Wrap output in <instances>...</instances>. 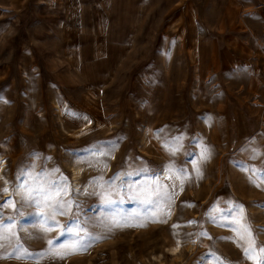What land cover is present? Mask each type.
Returning a JSON list of instances; mask_svg holds the SVG:
<instances>
[{
	"label": "rangeland",
	"instance_id": "obj_1",
	"mask_svg": "<svg viewBox=\"0 0 264 264\" xmlns=\"http://www.w3.org/2000/svg\"><path fill=\"white\" fill-rule=\"evenodd\" d=\"M16 1L0 14V264H256L264 0L223 27L229 0H130L124 21L126 0ZM40 186L86 251L48 245L66 238L26 201Z\"/></svg>",
	"mask_w": 264,
	"mask_h": 264
},
{
	"label": "snow or ice",
	"instance_id": "obj_2",
	"mask_svg": "<svg viewBox=\"0 0 264 264\" xmlns=\"http://www.w3.org/2000/svg\"><path fill=\"white\" fill-rule=\"evenodd\" d=\"M4 191H7L5 189ZM56 195H59L57 193ZM26 201L29 203L40 205L41 203L45 204V206L51 207L53 210L52 217H44V223L49 224L50 227L43 228V231L47 233L52 228H61V235L66 238L63 244H55L54 241L48 240L47 243L50 247L56 249H63V248H71L73 253L86 251L87 248L90 246L89 239L86 236H81V232H83V228L80 227V223L76 222L70 225H59L58 222L54 221L55 215H66V211H62L65 205L62 204L60 201L56 200L54 203H49L53 201V196L51 192L46 190L43 186H40L37 189L28 190L27 197H25ZM152 203V201H148ZM5 206H13L11 202H8L6 205H0V207ZM68 207H71V202H68ZM7 222L5 217L0 214V247L4 246L5 241H10L11 238L14 237V222L12 217H7ZM142 226V225H141ZM243 228V232L238 231V235L240 239H244V234H247L251 237V227L250 225H241ZM17 249L19 251H24L17 245ZM259 255H254V252L250 249H245L244 254L248 259L256 261V264H264V247H261L259 250ZM57 255H61L59 251L56 253ZM25 255H32L31 253L25 252ZM22 258V257H17ZM62 258V257H61Z\"/></svg>",
	"mask_w": 264,
	"mask_h": 264
},
{
	"label": "crops",
	"instance_id": "obj_3",
	"mask_svg": "<svg viewBox=\"0 0 264 264\" xmlns=\"http://www.w3.org/2000/svg\"><path fill=\"white\" fill-rule=\"evenodd\" d=\"M26 1H29V0H22V4L24 5ZM241 2H242V0H229L228 4H226L225 8L223 7V8L219 9V12L221 13V20H220L219 23H217V27H223V25H222L223 24L222 23L223 16H227L228 15L230 17L231 14L235 13V11L239 8V6L241 5ZM246 3L248 5L252 4L250 0H247ZM19 4L20 3L17 2L16 0H0V14H4L5 13V14L10 15V17H13L14 12L16 10L15 8ZM121 5L125 8L124 16H123V21H124L126 18H129L127 16L128 14L133 13V10L130 9V8H127V7L128 6H133V5L130 2V0H129V2L127 0L126 1H122ZM119 6L120 5H119L118 1H115V2L112 1L111 7H112V13L113 14H115L117 12L116 8L119 7ZM215 6H217V5H215ZM100 36L107 37L108 35L101 34ZM84 44H87V46H90V41L87 40ZM83 60L90 62V57L88 56L87 58H85Z\"/></svg>",
	"mask_w": 264,
	"mask_h": 264
},
{
	"label": "bare ground",
	"instance_id": "obj_4",
	"mask_svg": "<svg viewBox=\"0 0 264 264\" xmlns=\"http://www.w3.org/2000/svg\"><path fill=\"white\" fill-rule=\"evenodd\" d=\"M178 250H179V249H178ZM178 250H177V251H178ZM175 251H176V250H175Z\"/></svg>",
	"mask_w": 264,
	"mask_h": 264
}]
</instances>
